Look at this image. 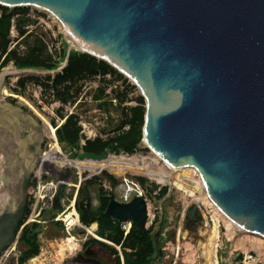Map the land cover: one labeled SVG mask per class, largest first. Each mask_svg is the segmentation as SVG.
Instances as JSON below:
<instances>
[{"label":"water","instance_id":"obj_1","mask_svg":"<svg viewBox=\"0 0 264 264\" xmlns=\"http://www.w3.org/2000/svg\"><path fill=\"white\" fill-rule=\"evenodd\" d=\"M0 5L48 11L84 53L130 78L146 100L142 142L172 167L198 170L211 199L246 230L235 238L225 264H264V0H0ZM5 76L0 258L17 238L23 185L36 168L44 133H50L22 108L1 101ZM108 156L82 151L79 159L101 162ZM106 214L148 224L143 195L125 203L111 196Z\"/></svg>","mask_w":264,"mask_h":264},{"label":"rangeland","instance_id":"obj_2","mask_svg":"<svg viewBox=\"0 0 264 264\" xmlns=\"http://www.w3.org/2000/svg\"><path fill=\"white\" fill-rule=\"evenodd\" d=\"M3 14L13 15V21L8 51L0 53V81L6 74L1 101L22 108L39 123H48L56 129L61 125V119L75 116L86 125L85 130L93 138L109 140L111 150L107 160L100 163L86 158L78 161L69 158L68 161L56 152V148L61 151L57 132L51 135L44 133L36 168L23 185L25 208L21 218L24 223L14 244L3 251L0 264H38L34 263L37 257H42L43 264H59L55 257L60 252L62 240L67 238L61 224L53 222L63 211L62 217L69 211L67 206L73 200L78 212L81 211L80 216L85 218V222H91L86 226L88 232L76 230L73 237L79 240L80 248L73 256L66 252L69 257L62 264H206L203 245L207 244L215 227L211 223L205 224L203 209L193 199L186 202L178 189L151 180L142 173L138 155L151 152L142 142V136L136 151L130 154L115 149L117 138L131 128L134 110L145 108L146 100L138 86L116 68L106 66L104 61L76 51L67 41L60 22L48 11L32 6L15 8L0 5V18ZM11 51L13 54L7 61ZM71 57L82 61L79 65L82 71L63 82L68 75L66 69ZM31 62L55 65V68L20 67L22 63ZM91 70H96V73ZM63 150L67 153L69 148ZM134 160L137 161L136 170L128 165ZM55 185L59 189L66 185L61 195L59 189L55 192V189L45 188H54ZM113 195L121 203L143 195L148 204V224L145 227L110 216L124 231L122 243L101 237L99 227L94 235H89V230L96 224L93 219L106 213ZM101 197L105 198V204ZM193 207L197 210L189 212ZM135 224L145 228L149 234L145 244H138L133 249L128 242L125 243V238L133 230H139ZM26 226L36 227L40 253L24 260L23 248L26 246L20 243V238ZM227 231L222 225L221 248L216 251L220 264L226 263L235 238L246 232L239 229L234 233ZM111 232L107 231V234ZM229 233L233 235L231 240Z\"/></svg>","mask_w":264,"mask_h":264},{"label":"bare ground","instance_id":"obj_3","mask_svg":"<svg viewBox=\"0 0 264 264\" xmlns=\"http://www.w3.org/2000/svg\"><path fill=\"white\" fill-rule=\"evenodd\" d=\"M51 15L54 17V19L58 20V18H56V16H54L53 14H51ZM59 24H61V23H59ZM67 41L76 51L85 52L70 38L67 37ZM47 127L51 131V134L52 133L55 134L57 132V129L55 127L54 128L50 127L49 124ZM144 144L147 145L145 142H144ZM149 149L151 150V148H149ZM137 159H139L141 162L140 168H141L142 173L144 175H146L149 179L157 181L158 183H161V184H169L172 188H176L183 193V196H184V199L186 202H188L190 199H193L194 202L197 203L203 209L204 216L206 218L205 224L211 223L215 227V229H214L215 232L214 233L211 232V236L209 237V241L207 242V244L203 245V248H204L203 254L205 255L206 264H220L219 254L216 255V251H220V248H221L222 225H224L226 227V229L228 230L227 232L234 233V230H238V229L242 230V231H246V230L240 228L236 223H234L218 207V205L211 199L198 170H196L194 168H174L170 164L165 162L153 150H151V152L144 154V155L139 154ZM94 164H96V163L94 162ZM128 165L130 167H132V169L134 168L136 170L137 161L136 160H134L132 162L129 161ZM147 165H149V166L146 167ZM177 172L180 174L177 175ZM49 186H46L45 188H47V189L53 188V187H49ZM42 198H45V196L42 195ZM75 203H76L75 200H73L72 203L70 204V206L69 205H68L69 207L67 206L69 211L63 217L61 215L62 213L59 214L56 217L57 219H55V221L62 220L69 213L68 216L77 215L78 222H81V216H80L79 212L77 211V207H76ZM65 208H66V206H65ZM59 216H61L60 217L61 219L59 218ZM96 231H97V225L94 224L91 227V229L89 230V235H94V232H96ZM232 233H229V239L230 240H231L230 237L233 236V235L231 236ZM62 239H60V240H62ZM51 243H49V245ZM52 245H54V244L52 243ZM59 248H60V252L55 257V259L59 262V264H62L63 261L67 257H69L66 252L70 253V255L73 256L79 250V248H80L79 240H77V238H75L73 236L69 237V239L62 240V244H60ZM41 258L42 257L35 258L34 263L43 264L44 260H41Z\"/></svg>","mask_w":264,"mask_h":264},{"label":"trees","instance_id":"obj_4","mask_svg":"<svg viewBox=\"0 0 264 264\" xmlns=\"http://www.w3.org/2000/svg\"><path fill=\"white\" fill-rule=\"evenodd\" d=\"M12 21H13V15L9 14H3L0 18V53L4 54L8 51L9 43H10V34L12 29ZM11 54L13 52L11 51L7 56V61L9 60V57H11ZM85 61V58L84 60ZM82 61H76L74 58H70L69 66L66 69L67 76L64 77V81H67L69 79H73L77 74H79L82 70L79 69V65H81ZM106 66H109L107 63H104ZM25 66H34V67H45V68H55V65H46L41 64L39 62H31V63H22L20 67ZM105 67V66H104ZM92 73H96V70H91ZM75 75V76H74ZM74 76V77H73ZM73 77V78H72ZM144 116H145V108L139 107L134 110V118L131 122V128L130 130L124 134L123 136H120L117 138L115 145V149L118 151L119 148H122L125 154H130L134 151H136L137 146L140 142V138L142 136V126L144 124ZM130 124V122H128ZM74 128V125H73ZM74 130V129H73ZM72 130L71 135L73 136V141H76L78 139V129H76L74 132ZM97 152V151H95ZM24 187V186H23ZM166 191L164 189L163 193ZM100 200L105 204L106 200L104 197H101ZM25 208V200H22V213ZM79 211V210H78ZM81 214V211L79 212ZM81 220L84 223L85 226H89L91 221H86L85 218L81 215ZM93 221H96L99 224V235L103 238H108L111 241H114L116 243H122L124 240V231L121 230V225L114 219H112L110 216H108L105 212H103L98 219H93ZM23 219L21 218L18 228L16 229V234L19 231L20 227L23 225ZM36 225V224H35ZM136 227L139 229L138 231L133 230L128 234V236L125 238V243L128 242L129 246L131 248L135 249L138 244H145L148 240V231L145 230V228H142L135 224ZM107 231H112L107 234ZM22 236L20 238V243L25 244V248H23L24 252V260L34 258L39 255L40 253V244L38 241V232L36 231V227H29L26 226L23 228ZM97 241V240H96ZM98 242V241H97ZM100 243V242H99ZM116 252V251H115ZM143 260H146L143 258ZM143 264V263H139Z\"/></svg>","mask_w":264,"mask_h":264},{"label":"flooded vegetation","instance_id":"obj_5","mask_svg":"<svg viewBox=\"0 0 264 264\" xmlns=\"http://www.w3.org/2000/svg\"><path fill=\"white\" fill-rule=\"evenodd\" d=\"M45 126H47V123L45 124ZM76 129H78V139L76 141H73L74 138L71 135V133L72 130L74 132ZM85 129H86V125L82 124L81 121H79L75 116L66 117L65 120L61 121V125L57 128L58 144L61 147L60 152L56 148V152L58 153L59 157H61L62 159H66L68 161L69 158L72 159L73 161H78L81 159V158L79 159V155L82 151L84 152L97 151L95 153L108 152L109 154V151L111 150L110 141L109 140L105 141L100 138H93L92 137L93 135L89 134V131L87 133V130ZM49 135H51V133H49ZM116 144L117 142H115V145ZM66 147L69 148V151L67 153L65 152V150H63V148ZM118 150H121L124 153L122 148H119ZM105 160H107V158L104 159V161Z\"/></svg>","mask_w":264,"mask_h":264},{"label":"built area","instance_id":"obj_6","mask_svg":"<svg viewBox=\"0 0 264 264\" xmlns=\"http://www.w3.org/2000/svg\"><path fill=\"white\" fill-rule=\"evenodd\" d=\"M51 189H53V188H51ZM54 189H55L54 191L57 192L59 189V186L58 185L55 186ZM64 212L65 211H63L62 213H64ZM68 215H69V213L62 220L53 222V223L61 224V228H62L63 232L65 233L67 239H69V237H72L74 235V233L76 232V230H80V231L86 230L88 232L87 227L84 226L81 222H78L77 215H74V216H68ZM55 219H57V218H55ZM96 225L98 227L97 223H96Z\"/></svg>","mask_w":264,"mask_h":264},{"label":"crops","instance_id":"obj_7","mask_svg":"<svg viewBox=\"0 0 264 264\" xmlns=\"http://www.w3.org/2000/svg\"><path fill=\"white\" fill-rule=\"evenodd\" d=\"M97 223V222H96ZM98 224V223H97ZM98 227H99V224H98Z\"/></svg>","mask_w":264,"mask_h":264}]
</instances>
